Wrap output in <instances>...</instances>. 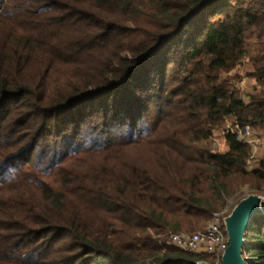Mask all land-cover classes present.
<instances>
[{
    "label": "trees",
    "instance_id": "trees-1",
    "mask_svg": "<svg viewBox=\"0 0 264 264\" xmlns=\"http://www.w3.org/2000/svg\"><path fill=\"white\" fill-rule=\"evenodd\" d=\"M232 114L264 127V0H0V264H196L163 236L264 190Z\"/></svg>",
    "mask_w": 264,
    "mask_h": 264
},
{
    "label": "built area",
    "instance_id": "built-area-1",
    "mask_svg": "<svg viewBox=\"0 0 264 264\" xmlns=\"http://www.w3.org/2000/svg\"><path fill=\"white\" fill-rule=\"evenodd\" d=\"M234 77L232 89L239 90L240 99H247V90L254 82V77L244 71H232ZM250 123H242L235 114L227 117L222 130L211 136V145L215 151L226 148L227 137L234 135L243 145L251 148V154L246 161V168L252 171L259 163V152L264 150V127L257 128ZM264 197V196H263ZM232 210L226 205L221 210L214 211L207 227L196 232L172 231L163 236L167 246H175L190 253L199 255L196 264H223V255L229 245L224 220ZM264 212V211H263Z\"/></svg>",
    "mask_w": 264,
    "mask_h": 264
},
{
    "label": "water",
    "instance_id": "water-1",
    "mask_svg": "<svg viewBox=\"0 0 264 264\" xmlns=\"http://www.w3.org/2000/svg\"><path fill=\"white\" fill-rule=\"evenodd\" d=\"M264 211V197L251 193L243 197L226 216L224 223L228 235V247L223 264H248L243 256L245 234L255 215Z\"/></svg>",
    "mask_w": 264,
    "mask_h": 264
},
{
    "label": "rangeland",
    "instance_id": "rangeland-1",
    "mask_svg": "<svg viewBox=\"0 0 264 264\" xmlns=\"http://www.w3.org/2000/svg\"><path fill=\"white\" fill-rule=\"evenodd\" d=\"M240 71L247 72L246 69H243V70H240ZM249 88H250V87H249ZM224 124H225V123H224ZM223 127H224V125H223L220 129L216 130V131L213 133V135H217V134L222 130ZM256 130H257V132H258L259 129H257V127H256ZM213 135H212V136H213ZM209 142H210V146H211V148L215 151L213 144L211 145V138H210ZM263 157H264V150L262 149V150H260V152H259V160H261ZM251 193H257V194H260V195L264 196V190H256V189L253 188L249 183H246V184H244V185L241 187V190L239 191V193H238L235 197H233L231 200H229L228 205H231L232 208H233L234 205H236V204L238 203V201H239L241 198H243V197H245V196H247V195H249V194H251ZM239 194H240V196H239ZM238 197H239L240 199H239ZM225 230H226V228H225ZM184 232H185V231H184Z\"/></svg>",
    "mask_w": 264,
    "mask_h": 264
}]
</instances>
